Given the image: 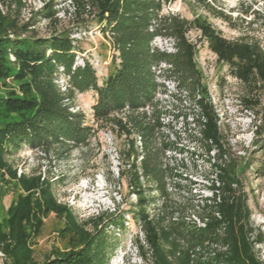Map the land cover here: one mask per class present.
<instances>
[{
    "label": "trees",
    "instance_id": "1",
    "mask_svg": "<svg viewBox=\"0 0 264 264\" xmlns=\"http://www.w3.org/2000/svg\"><path fill=\"white\" fill-rule=\"evenodd\" d=\"M12 1L18 8L22 5V0ZM173 1L70 0L75 16L90 19L113 52L112 69L100 82L88 61L75 65L79 50L74 34L26 35L30 24L19 26L0 12V83L12 80L19 94L0 96V184L16 191L0 216L2 264H108L113 246L106 231L110 227L123 230L125 215L139 226L143 239L136 238L135 247L145 264H264L254 248L262 242L261 234L252 236L247 200L234 189L240 183L237 167L227 162L229 147L195 62L197 42L188 35L196 33L234 79L261 94L264 49L252 38H223L200 15L191 20L162 15V6ZM53 7L42 15L45 19L52 20ZM255 15L253 23L264 24V6ZM88 29L85 26L81 31ZM156 38L169 40L173 52L152 46ZM59 78L65 79L63 91L57 84ZM165 81L189 96L191 111L177 110L167 118L169 112L154 98L158 90H164ZM89 91L95 96L91 107L95 131L105 129L109 136L124 140L118 152L119 175L126 176L135 202L124 213L81 221L70 206L57 201L50 178L40 172L18 173L11 158L23 146L60 158L72 148L87 147L94 130L83 124V114L73 107L76 94ZM242 102L246 109L260 105L257 98ZM165 118L175 124L180 120L184 131H191L187 127L193 125L198 134L189 136V142L197 144L198 156L206 158L214 175L207 187L209 197L190 200L192 194L186 189V200L194 204L189 208L187 203L182 212L168 203L171 193L184 189L176 179L189 180L164 164L163 158L165 153H187V148L177 142L180 139L166 126ZM259 171L264 173V160ZM146 185L154 187L165 201L155 215L148 212ZM51 215L62 224L57 234L64 245L52 248L39 263L33 257V245Z\"/></svg>",
    "mask_w": 264,
    "mask_h": 264
},
{
    "label": "rangeland",
    "instance_id": "2",
    "mask_svg": "<svg viewBox=\"0 0 264 264\" xmlns=\"http://www.w3.org/2000/svg\"><path fill=\"white\" fill-rule=\"evenodd\" d=\"M175 0L162 6L161 14L179 15L181 18L191 20L200 15L204 17L227 40L255 39L264 49V24L256 20V13H260L264 0ZM53 7V17L50 21L42 15ZM209 8L212 11H209ZM0 12L19 26L30 24L26 35L34 34L38 37H48L53 32L67 31L74 40H78V52L75 55L76 66L88 61L94 68L98 82H100L112 69L110 63L113 52L109 49L106 40L95 31V26L90 24V19L85 16H75L70 0H22L18 8L12 0H0ZM221 12L223 16L218 15ZM247 12V13H245ZM90 27L88 34L77 35L76 32ZM82 32V31H81ZM96 33V34H95ZM190 41L197 42L195 62L202 73V84L206 88L208 98L218 116L224 140L229 147L227 162L237 167L239 185L235 186L236 194L243 193L250 209L249 224L253 235L261 234L262 242L255 244V252L260 262L264 263V173L259 171V166L264 160V93L254 92L250 87L234 79L229 68L218 63L204 41H199L196 33L188 35ZM152 46L166 52H173L169 40L156 38ZM158 73V72H157ZM162 82V78H157ZM58 87L63 91L65 79L57 80ZM164 90H158L154 98L162 107L167 109V118L177 112L192 110L190 98L185 93L178 92L173 82L165 81ZM9 92L18 94V89L12 80L7 79L5 84L0 83V96ZM19 95V94H18ZM259 99L260 105L246 109L242 100ZM95 102L94 93L89 91L76 94L73 111L84 116L83 124L93 128L94 133L88 138L87 147L72 148L68 155L57 157L55 153L32 151L23 146L12 155V164L18 173L40 172L50 178L54 184V194L58 202L70 206L78 220L95 218L101 214H121L134 204L135 198L128 192L126 176L119 175L120 161L117 160L119 150L123 149L124 140L109 136L105 129H97L93 123L91 107ZM195 113L197 109H193ZM188 122L191 119L187 120ZM166 126L174 129L179 143L187 149L182 155L165 153L163 162L172 166L182 177L187 176L189 181L176 179L184 189L175 191L170 195L169 205L175 204L178 212H182L188 201L200 200L210 196L207 187L210 180L214 179L212 169L205 157H199L197 144L189 141L197 136L193 125L184 131L183 125L164 119ZM159 138V137H158ZM158 143V139L156 141ZM196 150V151H195ZM190 152H196L191 155ZM212 158V157H211ZM183 164V166H182ZM124 168V166H123ZM123 170H126L125 168ZM192 182V183H189ZM172 184V183H171ZM189 186V187H188ZM192 194L188 199L189 191ZM15 189L11 186L0 184V216L9 207L15 196ZM145 197L149 200L148 212L155 215L162 211L165 201L156 193L154 187L146 185ZM169 208V206H168ZM196 210V209H194ZM123 230L108 228L105 236L113 252L108 264H145L139 257L135 240H142L139 226L131 221L129 215L124 216ZM62 227L60 221L54 216L44 221L40 236L33 245V257L37 262H42L52 248H63V242L58 237V230ZM109 253V252H108ZM0 264L1 255H0Z\"/></svg>",
    "mask_w": 264,
    "mask_h": 264
},
{
    "label": "built area",
    "instance_id": "3",
    "mask_svg": "<svg viewBox=\"0 0 264 264\" xmlns=\"http://www.w3.org/2000/svg\"><path fill=\"white\" fill-rule=\"evenodd\" d=\"M85 34H88L87 32H82V33H78L77 35H85ZM96 34V33H95ZM97 34H99L98 32H97ZM164 67V66H163ZM64 90V89H63ZM117 160H118V157H117Z\"/></svg>",
    "mask_w": 264,
    "mask_h": 264
}]
</instances>
